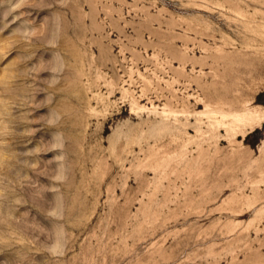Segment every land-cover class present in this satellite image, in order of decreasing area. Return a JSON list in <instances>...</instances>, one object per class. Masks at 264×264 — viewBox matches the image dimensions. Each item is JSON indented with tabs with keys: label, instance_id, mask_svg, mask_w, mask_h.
Returning <instances> with one entry per match:
<instances>
[{
	"label": "rangeland",
	"instance_id": "obj_1",
	"mask_svg": "<svg viewBox=\"0 0 264 264\" xmlns=\"http://www.w3.org/2000/svg\"><path fill=\"white\" fill-rule=\"evenodd\" d=\"M264 0H0V264H264Z\"/></svg>",
	"mask_w": 264,
	"mask_h": 264
},
{
	"label": "bare ground",
	"instance_id": "obj_2",
	"mask_svg": "<svg viewBox=\"0 0 264 264\" xmlns=\"http://www.w3.org/2000/svg\"><path fill=\"white\" fill-rule=\"evenodd\" d=\"M222 116L223 118H226L227 116L231 117V120H229V125L231 126L242 124L243 126L247 127L253 126L255 123L264 119V111L249 109L237 113H224Z\"/></svg>",
	"mask_w": 264,
	"mask_h": 264
}]
</instances>
